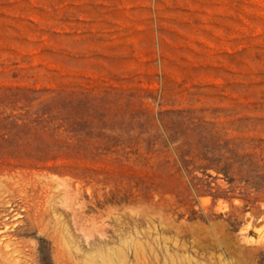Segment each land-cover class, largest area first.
I'll return each mask as SVG.
<instances>
[{"label": "rangeland", "instance_id": "374dc122", "mask_svg": "<svg viewBox=\"0 0 264 264\" xmlns=\"http://www.w3.org/2000/svg\"><path fill=\"white\" fill-rule=\"evenodd\" d=\"M0 264H264V0H0Z\"/></svg>", "mask_w": 264, "mask_h": 264}]
</instances>
